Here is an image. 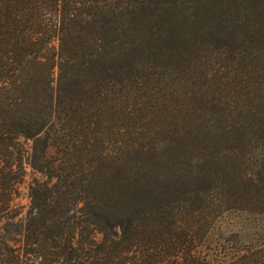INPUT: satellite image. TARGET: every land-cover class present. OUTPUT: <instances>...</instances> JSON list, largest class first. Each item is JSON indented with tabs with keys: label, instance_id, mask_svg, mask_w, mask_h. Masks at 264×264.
Returning a JSON list of instances; mask_svg holds the SVG:
<instances>
[{
	"label": "trees",
	"instance_id": "16d2710c",
	"mask_svg": "<svg viewBox=\"0 0 264 264\" xmlns=\"http://www.w3.org/2000/svg\"><path fill=\"white\" fill-rule=\"evenodd\" d=\"M163 14L190 21L184 65L145 51ZM25 159L46 179L23 216ZM234 210L264 214V0H0V240L19 264H264V236L214 238Z\"/></svg>",
	"mask_w": 264,
	"mask_h": 264
},
{
	"label": "rangeland",
	"instance_id": "374dc122",
	"mask_svg": "<svg viewBox=\"0 0 264 264\" xmlns=\"http://www.w3.org/2000/svg\"><path fill=\"white\" fill-rule=\"evenodd\" d=\"M162 25L157 26L156 22L150 18L145 23L142 30V37L144 40V46L146 53H154L158 58H162L170 64L177 63L180 61L182 65L186 64L190 59H194L196 53L192 52V48L186 46L187 39L192 36L191 31L186 27L190 21L177 20L175 23H166V15L163 14L161 17ZM182 22V29L180 35L177 37L178 27L177 22ZM186 26H185V25ZM173 30L176 31L175 40L176 44H171L170 40L173 36ZM161 54L162 57L159 56ZM211 65L215 61L214 56L208 57ZM219 57H216V61ZM152 60V59H151ZM216 66V64H215ZM199 65L196 70L201 69ZM221 71V70H220ZM199 94H203L204 88L198 91ZM204 113V109H201ZM25 174L21 182L18 184V191L14 198V205L22 212L25 216L31 204L30 188L35 180L43 181L46 176L37 171L30 163V159L24 160ZM240 233L241 240L243 242L255 240L258 241L264 236V214H250L242 211H230L219 220L216 228L213 231L214 238L222 241L227 234ZM19 243L13 244L0 240V261L4 256L9 254L11 256L10 264H19ZM126 264H140L137 261H129Z\"/></svg>",
	"mask_w": 264,
	"mask_h": 264
}]
</instances>
